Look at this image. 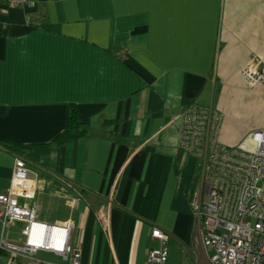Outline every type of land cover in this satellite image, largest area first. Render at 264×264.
Listing matches in <instances>:
<instances>
[{"label":"crops","instance_id":"1","mask_svg":"<svg viewBox=\"0 0 264 264\" xmlns=\"http://www.w3.org/2000/svg\"><path fill=\"white\" fill-rule=\"evenodd\" d=\"M23 1L0 14V194L22 158L46 184L38 218L73 224L83 264H146L154 228L167 264H207L191 209L204 156L181 149L172 119L212 106L226 146L264 131V88L241 75L264 62V0ZM72 107L87 135L10 150L51 145ZM22 227L0 221V241L20 244Z\"/></svg>","mask_w":264,"mask_h":264},{"label":"built area","instance_id":"2","mask_svg":"<svg viewBox=\"0 0 264 264\" xmlns=\"http://www.w3.org/2000/svg\"><path fill=\"white\" fill-rule=\"evenodd\" d=\"M4 5L13 8L25 3L0 0V14ZM241 75L251 87L264 88V62L247 64ZM221 119L212 106H190L172 119L179 126L181 149L204 156L201 189L191 197L193 217L207 264H264V131L226 146L218 142ZM208 140L213 144L202 154ZM38 186L24 159H16L9 189L0 194V221L4 228L22 224L23 239L20 244L2 239L0 254L10 256L7 264H83L81 250L72 240L73 224L38 218ZM151 238L158 247L149 251L146 264H167L169 235L154 228ZM39 254L54 255L61 262L36 259Z\"/></svg>","mask_w":264,"mask_h":264},{"label":"trees","instance_id":"3","mask_svg":"<svg viewBox=\"0 0 264 264\" xmlns=\"http://www.w3.org/2000/svg\"><path fill=\"white\" fill-rule=\"evenodd\" d=\"M88 134V126L83 124L77 116L76 110L72 107L68 113L67 129L61 133L51 145L40 147H9L12 152H16L19 155H23L26 151H34L37 156L47 154L53 146L59 147L73 140L79 139Z\"/></svg>","mask_w":264,"mask_h":264},{"label":"rangeland","instance_id":"4","mask_svg":"<svg viewBox=\"0 0 264 264\" xmlns=\"http://www.w3.org/2000/svg\"><path fill=\"white\" fill-rule=\"evenodd\" d=\"M199 177H200V172L197 170L196 173H195V178H196V181L199 180ZM40 178H38L39 180ZM39 190L41 191V189H45L46 188V184H39ZM42 189V191H43ZM76 198V197H75ZM53 223V222H52ZM36 259H39V260H42V261H45V262H48V261H51L52 262V258L48 255H45V254H39L36 256Z\"/></svg>","mask_w":264,"mask_h":264}]
</instances>
